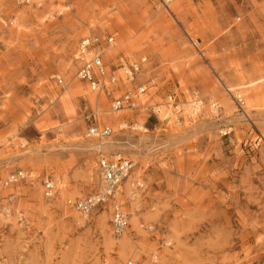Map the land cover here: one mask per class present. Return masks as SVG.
Listing matches in <instances>:
<instances>
[{
    "label": "rangeland",
    "instance_id": "rangeland-1",
    "mask_svg": "<svg viewBox=\"0 0 264 264\" xmlns=\"http://www.w3.org/2000/svg\"><path fill=\"white\" fill-rule=\"evenodd\" d=\"M91 33L115 36L110 60L147 57L116 94L146 84L139 107L69 92ZM171 95L201 98L200 113L175 114ZM92 113L113 128L102 149L136 163L119 196L129 213L120 237L112 203L89 216L69 203L101 189ZM263 260L264 0H0V264Z\"/></svg>",
    "mask_w": 264,
    "mask_h": 264
},
{
    "label": "built area",
    "instance_id": "built-area-1",
    "mask_svg": "<svg viewBox=\"0 0 264 264\" xmlns=\"http://www.w3.org/2000/svg\"><path fill=\"white\" fill-rule=\"evenodd\" d=\"M172 0H161L164 6H169ZM32 0H18L19 4H29ZM115 36L112 34L91 33L79 40L74 60L76 62V77L88 87L97 93H104L107 97L112 98V110L118 111L123 108H137L141 94L148 89L146 84H140L135 88H129L123 93L116 95L121 91L123 81L135 82L136 76L141 71L147 57L133 59L124 54L116 55L111 58L108 52L115 45ZM113 46V47H112ZM112 47V48H111ZM116 60V61H114ZM122 71L123 74H119ZM56 81L64 86V78L56 75ZM152 83H154L152 81ZM176 97V96H175ZM173 95L169 96L168 102L175 114H185L192 117L200 113L203 100L194 97L188 103L176 102ZM238 102L244 105L245 100L241 94L236 96ZM213 110L219 108L217 102L211 105ZM160 106L154 107L153 111L158 112ZM85 119L90 121L87 129V136L95 137L99 140L109 137L113 133V128L108 124H100L94 113L87 114ZM131 127L134 129H144V125L138 123H123L121 128ZM98 170L101 179V189L88 195L85 198L75 201L69 200L79 212L84 216H89L91 212L100 204L112 203V225L116 237H120L129 226V213L124 209L123 203L120 202V193L122 186L134 172L136 163L127 154L118 151L112 154L106 153L104 149H98ZM46 190L49 196L53 195L54 183L46 180ZM141 188L142 184L136 182V188ZM136 191L131 192L135 195ZM258 264H264V260Z\"/></svg>",
    "mask_w": 264,
    "mask_h": 264
},
{
    "label": "bare ground",
    "instance_id": "bare-ground-1",
    "mask_svg": "<svg viewBox=\"0 0 264 264\" xmlns=\"http://www.w3.org/2000/svg\"><path fill=\"white\" fill-rule=\"evenodd\" d=\"M90 27V26H89ZM69 68V65H65V70ZM72 79L75 80V83H73L70 88H69V92L71 94H77V95H82L83 94V91L85 90V95L88 96L89 99H91L92 101H96L97 97H96V93H94V91H90L88 89H85L81 83V81L76 77H72ZM67 86V85H66ZM239 93V92H238ZM96 103V102H95ZM170 113H168V111L166 109H163V112H161V117L163 119H167L169 118V115ZM169 115V116H168ZM120 113L115 116H112L110 119L112 121H114L115 118H118L120 117ZM112 145V144H111ZM109 144L107 143H104L103 139H101L99 142L95 143V144H92V148H108ZM128 187H129V182H127ZM138 206V205H137ZM134 214L136 215V213L134 212ZM124 240H126V237L124 238ZM124 244V243H123Z\"/></svg>",
    "mask_w": 264,
    "mask_h": 264
}]
</instances>
